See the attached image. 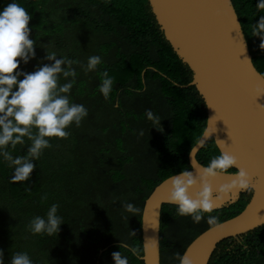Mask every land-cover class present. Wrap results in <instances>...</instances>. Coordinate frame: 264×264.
<instances>
[{
    "label": "trees",
    "instance_id": "trees-1",
    "mask_svg": "<svg viewBox=\"0 0 264 264\" xmlns=\"http://www.w3.org/2000/svg\"><path fill=\"white\" fill-rule=\"evenodd\" d=\"M10 2L0 0V10ZM17 2L32 17L30 38L36 42V58L20 67L31 72L40 63H51L44 60L46 50L79 62L73 65L78 76L71 96L88 109V116L79 128L69 129V137L50 138L52 147L33 161L36 167L28 181L12 182L7 162L0 163V249L5 264L17 251L28 252L34 264H114L115 251L127 255L130 264H144L145 201L163 180L191 168L189 152L206 127V103L197 87L189 85L193 71L166 39L149 0ZM232 2L254 65L264 76V49L260 38L251 36V24L259 19L254 14L264 13H257L256 0ZM91 55L101 56L103 63L86 74L80 64L86 65ZM105 70L114 79L107 100L98 90ZM147 109L161 124L147 120ZM28 143L17 145L13 155L26 154ZM219 151L209 139L197 159L205 165ZM45 193L48 199L42 201ZM252 194V189L242 192L236 202L211 215L220 222L236 216ZM128 202L140 210L135 216L122 207ZM53 203L59 204L64 222L58 234H31L29 220L44 216ZM209 227L206 220L193 223L178 216L174 204H163L161 264H177L175 254H183ZM120 241L138 246L140 256L120 249ZM208 264H264V224L222 240Z\"/></svg>",
    "mask_w": 264,
    "mask_h": 264
},
{
    "label": "clouds",
    "instance_id": "clouds-1",
    "mask_svg": "<svg viewBox=\"0 0 264 264\" xmlns=\"http://www.w3.org/2000/svg\"><path fill=\"white\" fill-rule=\"evenodd\" d=\"M255 8L257 13H264V0H256ZM257 16L258 21L251 24V36L259 37L260 47L264 49V14H254V17ZM31 19L29 12L17 0H11L0 10V163L7 162L12 170L10 179L14 183L30 179L36 167L33 161H38L44 150L52 147L50 138L69 137V129L73 125L79 128L88 116V109L73 101L71 96L78 76L73 65L79 62L46 50L44 60L51 63H40L31 72L20 67L36 58V42L30 38ZM102 63L101 56L91 55L87 58L86 65L81 63L80 67L87 74L95 72ZM100 76L98 90L107 100L113 91L114 79L107 70L101 72ZM61 80L65 82L61 83ZM145 116L153 125L161 124V118L151 109L145 111ZM205 134L208 135L207 131ZM138 135L142 137L144 131L139 130ZM26 141L30 142L27 144L26 154L14 156L13 151L17 145L24 146ZM215 141L221 147L219 154L212 156L207 164L195 168V174L192 170L185 169L169 178L170 192L167 199L168 203L176 206L178 216L189 217L197 224L206 220L212 228L220 224L219 218L211 213L223 194L251 187V178L239 166L237 157L227 150L223 140ZM190 156L192 157L191 153ZM218 176L232 179L219 185L214 191L210 181ZM197 184L199 190L190 195V189ZM24 187L26 191H30L27 185ZM47 199V193L41 196L42 201ZM59 207V204L53 203L44 216H33L28 222V231L33 235H57L60 225L64 223L62 216L58 214ZM122 207L133 216L140 211L131 202ZM150 240L154 247L158 244L157 239ZM119 248L126 249L132 256H140V248L136 245L120 241ZM111 255L114 264H130L129 257L121 251H115ZM175 260L177 264H193L187 252L176 253ZM0 264H5L2 249ZM7 264H34V261L28 252L17 251L11 255Z\"/></svg>",
    "mask_w": 264,
    "mask_h": 264
},
{
    "label": "water",
    "instance_id": "water-1",
    "mask_svg": "<svg viewBox=\"0 0 264 264\" xmlns=\"http://www.w3.org/2000/svg\"><path fill=\"white\" fill-rule=\"evenodd\" d=\"M149 2L166 39L193 71L189 85L197 87L206 103L207 123L189 152L190 170L195 174V168L204 165L198 161L197 154L207 141L220 139L251 178L253 194L245 208L221 221L218 227L203 231L185 249L193 264H208L222 240L264 224V76L254 65L232 0ZM170 177L154 188L143 207L144 264H161V211L163 204L168 203ZM231 179L218 176L210 182L215 191ZM198 190L199 184L189 194L194 195ZM245 191L223 194L216 209L236 202ZM153 238L158 240L155 247L150 240Z\"/></svg>",
    "mask_w": 264,
    "mask_h": 264
}]
</instances>
